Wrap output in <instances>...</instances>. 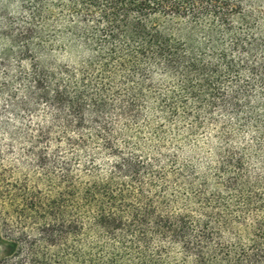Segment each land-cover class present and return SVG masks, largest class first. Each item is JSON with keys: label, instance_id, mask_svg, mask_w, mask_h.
<instances>
[{"label": "trees", "instance_id": "16d2710c", "mask_svg": "<svg viewBox=\"0 0 264 264\" xmlns=\"http://www.w3.org/2000/svg\"><path fill=\"white\" fill-rule=\"evenodd\" d=\"M14 2L5 264H264V0Z\"/></svg>", "mask_w": 264, "mask_h": 264}, {"label": "rangeland", "instance_id": "374dc122", "mask_svg": "<svg viewBox=\"0 0 264 264\" xmlns=\"http://www.w3.org/2000/svg\"><path fill=\"white\" fill-rule=\"evenodd\" d=\"M18 8L14 0H0V84L4 82L5 76L2 70L4 53L12 50L10 57V72L11 75H16L18 72L19 65V50L15 47L13 42L9 38H5L2 35L4 31V20L5 15L17 16ZM60 61L67 62L63 56L59 57ZM23 65H28V61H24ZM14 77L10 76V80L13 88L16 89L18 85L13 80ZM14 111L11 108V103L8 101V94H2L0 90V152L2 153V169L0 175L2 178L7 179H23L25 174H30L31 171L27 167V161L24 157V143L16 129L21 127L22 123L14 115ZM5 238V237H4ZM5 238L0 243V264H5L13 256L8 253L11 251V243ZM17 251V248L15 249Z\"/></svg>", "mask_w": 264, "mask_h": 264}]
</instances>
